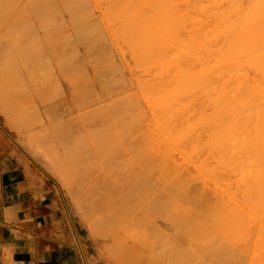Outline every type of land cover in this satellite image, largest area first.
Returning <instances> with one entry per match:
<instances>
[{"label":"bare ground","instance_id":"6f19581e","mask_svg":"<svg viewBox=\"0 0 264 264\" xmlns=\"http://www.w3.org/2000/svg\"><path fill=\"white\" fill-rule=\"evenodd\" d=\"M29 1L32 5H41L34 11L41 18L48 17L53 4L57 2ZM59 3L71 18L81 21L72 35L84 50L96 49L99 57L97 62L99 59L105 62L103 64L100 61V65L109 68L107 65L115 67L116 64L121 72L122 68L119 69L111 57V45L120 54L123 67L127 68V85L134 89L132 94L129 91L132 97L128 94L130 99L133 98L131 106L127 107H132L130 122L135 129H140L137 130L138 133L144 127L143 132L148 131L147 138V133L145 134L146 140L144 136L141 137L144 140L139 139L138 134V142H147V146H143L147 148V152L146 149L140 151V147V152L133 151L137 146L129 145L130 150L132 147L130 152H135L130 157L134 167L136 165L135 169L117 172L112 176L106 174L108 179H118L112 180L113 183L121 181L120 184L118 182L119 186L114 184L117 189L119 187V190H124L127 187L123 194L128 200L127 204L133 203V209L137 208L140 199L136 200L137 203L132 202L135 201L133 194L137 197V194L142 195V191L146 192L144 187L146 189L151 185L148 180L157 172L161 174L164 170L161 177L165 174V178L169 172V175H173L169 176L173 178L171 184V178H167L169 183L164 182L166 179L162 182L165 186L168 183V187L175 188L173 190L178 195H174L180 197V200L177 198L178 207L181 206L179 209L183 211L182 214L188 212L186 214L190 216L188 218L184 214L181 217L184 222L180 220V223L184 224L188 220L189 223L183 226L190 225L191 228H185L188 230L184 231L180 224V230L182 229V235H187L188 238L191 236L192 244L195 240L201 245L197 255L201 254L203 261L202 253L205 252L211 261L205 260L207 263H204L264 264V0H60ZM110 62L114 64H109ZM120 72L117 73L121 74ZM13 73L15 74L14 71ZM118 74H114L117 79L113 78V81L126 82ZM114 83L118 84V81ZM118 97L120 98H116ZM130 99L127 98L126 104L131 102ZM94 100L95 98L92 99ZM113 100L116 101L115 98ZM123 104L121 102L119 108ZM123 107L125 106L121 107V111ZM143 124L144 127L141 128ZM129 129L132 131L134 128L130 126ZM135 129L133 133H129L135 135ZM136 139L133 136V140ZM26 142L25 146H32L30 142ZM31 153L36 156L41 154L35 147ZM154 182L156 181L152 184ZM162 182H158V185H162ZM123 183L126 186L122 187ZM156 185L155 183L153 188ZM159 188L157 189L161 190ZM117 189H114L115 193L117 191L119 194ZM150 189L152 188L147 190L149 201L143 195L140 200H147V203L144 201L146 205L140 203L143 204L142 212L147 216L151 210L146 211V207L148 209L151 206L152 209L156 205L152 211L158 210V201H154L151 195L156 189ZM157 192L153 194L156 195ZM122 198L118 199L117 207H113L120 210V203L122 207L125 203ZM148 202L151 204L148 205ZM158 205L161 207L160 202ZM166 209L168 211V206L164 210ZM121 210L117 211V214L120 213L119 217ZM162 213L165 214L166 211ZM153 218L156 216H152ZM133 221L129 223L132 224ZM152 222L154 221L150 219L151 224H147L151 227L156 223ZM154 228L158 230L157 225ZM150 234L153 235V232ZM160 240L161 238L159 242ZM197 246L195 249L199 247ZM189 259L193 260L194 257Z\"/></svg>","mask_w":264,"mask_h":264},{"label":"rangeland","instance_id":"374dc122","mask_svg":"<svg viewBox=\"0 0 264 264\" xmlns=\"http://www.w3.org/2000/svg\"><path fill=\"white\" fill-rule=\"evenodd\" d=\"M2 1L0 0V130L6 135L8 143L17 149L19 154L34 162L39 172L49 177V179L55 183L57 190L63 195L68 205L72 208L77 220L82 225L84 236L88 243L89 254L92 258L91 264H192L194 262V264H206L207 261L205 260L209 262L210 259L206 256L205 252L202 253L203 261L200 257L201 254L197 255L198 252L200 253L198 249L201 245L199 246V243L195 240H193L194 242L192 244V240H190L191 236L188 238L187 235H182L183 232L181 231L182 229L180 230V220L184 222L182 219L183 215L189 213L186 212V214L184 212V214H182L183 211L179 209L181 206L178 207L179 204L177 203L180 197H177L178 194L176 191L174 192V187L170 185V187L167 186L169 182V184H171L173 181V178L169 177L172 174L169 175L168 172L167 178H171L169 182L168 179L165 178V174L161 177V174L165 173L164 170L161 174L157 172V174L151 176L152 179L151 177L149 178L148 181L151 182L152 186L150 185L146 187V189L144 187L143 190H146V192L142 191L141 194L143 196L140 195L142 197L145 196L144 198L147 199V190H149V188H152L150 191L156 189L161 193H158L156 190L153 192H157L156 195L150 192L155 199L152 200L158 201V203H156L157 201L154 202L157 204L156 208H158V210L152 211L156 205H153L152 209L150 208L151 206H149L148 209L145 206L146 211L151 210L148 212V216L145 213L147 218H145L146 216H144L145 214L142 212V207L143 204L146 205L149 199H142L146 203L144 201L141 202V196L137 194V198L136 194H133L135 201L132 202L137 203L138 199H140L138 202L143 203L141 204L142 206L139 203L137 208L134 207L136 210L133 209V203L127 204L128 200L126 201L123 197L127 187H125L124 190L121 188L126 186V184L123 183L121 185L122 187L120 186L121 190H119V187L118 189L116 187L118 182L120 184L121 181L119 180L113 183L112 180L115 181L117 178L108 179L107 177L108 174L112 176L117 172L122 173L126 172L127 169H135L136 165L134 167V162L132 158H130L135 152H130L132 151V147L130 150V144L137 146L133 148L135 149L133 151L140 152V149H142V151L146 149L147 152V148L143 147L147 146V142L140 140V144H138V136L140 135L139 139L144 140L141 137L144 136L145 138V134L148 131L143 132V129L145 130L143 124L141 128H144L141 131L144 134L140 131V133H138L137 130L140 129H135L136 127L130 122V117L132 118V113H130L132 112V107H127L132 104L133 98H130L133 96L131 94L134 89L127 85L129 83L127 78L128 73H126L127 68L123 67L118 51L113 46L109 45V49L111 48V57H113L114 61L118 64L119 69L122 68V73L120 70L118 71L116 64L114 67V63L112 64L110 62L109 64H112L113 67L107 65L109 68H106L102 66L105 62L99 59V62H104L100 65V63L97 62V58L99 57H97L98 52L96 49H93L94 51L92 49L84 50L83 46L74 40L72 31L81 25V21L71 18L69 12L59 3L60 0H57V2L53 0L55 4H53L50 10L49 16L43 18L37 17L36 12H34L39 3L37 5L33 3V8L29 0V3L26 0H14L15 2H12V0ZM5 1L6 3H4ZM93 8L97 14L95 6H93ZM98 20L97 18L96 21L98 22ZM15 43H17V45ZM58 55L59 58H57ZM60 59L61 61H59ZM114 68L116 69L114 70ZM107 71L111 73V75ZM100 72L103 73L100 74ZM12 74L14 76H12ZM114 74L116 76L117 74L122 76L121 78L127 83H122L121 79V83L117 80L119 85L114 83L117 82L116 80L113 81V78L117 79L116 76L114 77ZM125 85L127 87H125ZM117 88L119 90L118 92ZM124 93H127V96L129 94L131 97H127ZM94 96L100 97L97 98ZM117 96H120L122 99L119 97V99L116 98ZM90 97H94L95 100L92 101V99H94L92 98L91 101H89ZM114 98L116 101L113 100ZM127 98L131 101H128L129 104H126ZM115 102L117 103L115 104ZM121 102H124L122 106L127 108L126 115L128 114V117L125 115L126 108L123 107V111L120 110L122 106L119 108ZM114 105L115 107L117 106V109L119 108L118 110L116 109L117 113ZM127 119L129 121H127ZM130 126L135 129L136 132L134 131V133H136L137 136L136 134H131L134 129L131 131L129 129ZM129 131H131V133H129ZM133 136L137 137V141L133 140ZM147 136L148 133L146 134V138ZM130 140L134 141L137 145L134 144V142L130 143ZM26 141L30 142L36 149L38 148L41 154L39 156L33 155L31 153L33 147L25 146L24 142ZM101 141L102 143H100ZM142 153L143 152H141V155ZM45 157H48V160H46ZM129 158L130 160H128ZM157 171H159V169ZM159 176L160 178H158ZM165 179L166 181L164 182H168L166 184L167 188H165L166 186L163 184L164 182H162ZM153 181H156L154 184L156 183L157 185L158 182H162L163 186L156 185V188H153ZM114 184L117 185L114 187ZM111 187L114 188L112 189ZM159 187H161L162 191L159 190ZM114 189H117L119 194L117 191L115 193ZM171 189L174 190L172 191ZM164 190L167 194L163 192ZM104 193L107 197L104 196ZM171 194H177L174 195L175 199ZM166 195L168 197H166ZM209 195L213 196L211 194ZM155 196H157L159 200L162 197L165 198L159 201ZM120 198L125 202L123 203L125 206L123 205L122 207L119 201L120 210H126H121V217H119L120 213H118L119 215L117 214V211L120 212V210L115 208ZM150 202H148V205L151 204ZM159 202L164 209L168 206V211L170 212H168L167 209L164 210L159 207ZM130 208L132 209L130 210ZM110 212H112L113 215H111ZM152 212L156 215L152 214ZM107 215L108 217H106ZM127 215L131 217L134 215V217L131 218ZM115 216L117 217L116 219ZM152 216H156V218L152 219ZM111 217L113 219H111ZM189 217L190 216H188V218ZM146 219H151L156 222L155 224L158 226V230L154 228L156 227L155 224L150 227L149 224L151 223H149V220L146 221ZM131 220H134L132 224L129 223ZM134 222L136 224H134ZM147 222L149 224H147ZM187 222L188 220L184 224L189 223ZM184 224H181V227L186 231L188 229L185 230V228H188L190 225L184 227ZM159 227L163 230H160ZM151 228L152 230H150ZM146 229L147 232L145 231ZM153 229H155L156 232ZM159 230L160 232H158ZM150 232H153L154 236L150 234ZM147 233L151 236H146ZM191 233L190 235H192ZM159 237L161 238V242H159ZM196 242L199 247L196 245ZM169 244L170 246H168ZM189 246H192V248ZM195 246L198 248L195 249Z\"/></svg>","mask_w":264,"mask_h":264},{"label":"crops","instance_id":"0c3cea01","mask_svg":"<svg viewBox=\"0 0 264 264\" xmlns=\"http://www.w3.org/2000/svg\"><path fill=\"white\" fill-rule=\"evenodd\" d=\"M82 225L56 185L0 130V264H91Z\"/></svg>","mask_w":264,"mask_h":264}]
</instances>
